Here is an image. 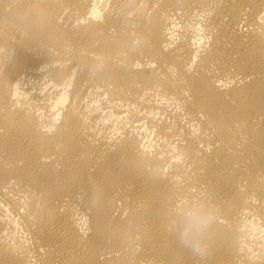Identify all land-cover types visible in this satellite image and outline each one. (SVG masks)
<instances>
[{
    "label": "bare ground",
    "instance_id": "1",
    "mask_svg": "<svg viewBox=\"0 0 264 264\" xmlns=\"http://www.w3.org/2000/svg\"><path fill=\"white\" fill-rule=\"evenodd\" d=\"M0 264H264V0H0Z\"/></svg>",
    "mask_w": 264,
    "mask_h": 264
},
{
    "label": "clouds",
    "instance_id": "2",
    "mask_svg": "<svg viewBox=\"0 0 264 264\" xmlns=\"http://www.w3.org/2000/svg\"><path fill=\"white\" fill-rule=\"evenodd\" d=\"M219 210L211 203L190 201L174 212V235L193 256L203 257L219 224Z\"/></svg>",
    "mask_w": 264,
    "mask_h": 264
}]
</instances>
